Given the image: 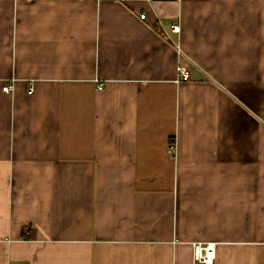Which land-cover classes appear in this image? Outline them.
<instances>
[{"label":"crops","instance_id":"crops-1","mask_svg":"<svg viewBox=\"0 0 264 264\" xmlns=\"http://www.w3.org/2000/svg\"><path fill=\"white\" fill-rule=\"evenodd\" d=\"M194 243L264 264V0H0V264Z\"/></svg>","mask_w":264,"mask_h":264},{"label":"built area","instance_id":"built-area-1","mask_svg":"<svg viewBox=\"0 0 264 264\" xmlns=\"http://www.w3.org/2000/svg\"><path fill=\"white\" fill-rule=\"evenodd\" d=\"M17 1H27V2H47V1H57V0H17ZM101 2L104 0H95ZM144 2H153L155 0H142ZM141 20L146 19V14L140 15ZM171 30L173 33H179L181 28L178 24L171 25ZM191 72L186 66L179 65L177 69V83H186L191 80ZM102 88V87H100ZM13 89L11 84H6L3 87V92L9 93ZM30 94L32 91L29 92ZM175 148L173 144L171 150ZM216 262V249L214 243H195L194 244V255L192 264H215Z\"/></svg>","mask_w":264,"mask_h":264},{"label":"rangeland","instance_id":"rangeland-1","mask_svg":"<svg viewBox=\"0 0 264 264\" xmlns=\"http://www.w3.org/2000/svg\"><path fill=\"white\" fill-rule=\"evenodd\" d=\"M195 244V243H194ZM194 244H193V255H194Z\"/></svg>","mask_w":264,"mask_h":264}]
</instances>
